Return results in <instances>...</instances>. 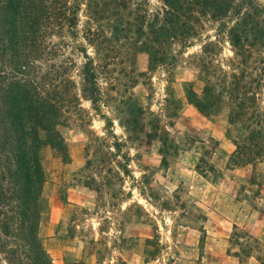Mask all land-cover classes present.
Returning <instances> with one entry per match:
<instances>
[{
	"label": "rangeland",
	"instance_id": "374dc122",
	"mask_svg": "<svg viewBox=\"0 0 264 264\" xmlns=\"http://www.w3.org/2000/svg\"><path fill=\"white\" fill-rule=\"evenodd\" d=\"M82 9L76 35L55 28L47 40L57 52L40 63L59 74L66 69L79 93L82 45L100 90L98 112L80 97L81 108L60 128L66 160L48 147L41 151L45 212L39 233L53 264H264V156L230 166L237 133L227 109L205 116L186 95L203 88L197 59L203 43L217 38V23L193 15L200 25L188 46L163 40L165 62L149 67L133 31L160 23L163 0H128L125 8L90 20L96 46L84 38L89 22ZM218 46L217 61L232 57L225 39ZM259 102L264 106V91ZM129 119L137 121L134 129ZM109 131L119 150L111 148L106 163L98 152L83 168L88 136Z\"/></svg>",
	"mask_w": 264,
	"mask_h": 264
},
{
	"label": "trees",
	"instance_id": "16d2710c",
	"mask_svg": "<svg viewBox=\"0 0 264 264\" xmlns=\"http://www.w3.org/2000/svg\"><path fill=\"white\" fill-rule=\"evenodd\" d=\"M163 1L166 9L160 23L139 24L133 31L140 38L149 67L165 62L168 52L163 40H178L188 46L200 25L194 16L217 23V38L203 43L197 59L203 88L200 93L187 89V99L205 116L227 109L228 123L237 133L228 164H254L264 156V106L259 102L264 91V5L258 0ZM127 2L0 0V264H53L39 233L45 212L41 151L48 147L66 160L60 128L67 125L72 110L81 108L80 97L99 111L93 58L79 46L84 61L78 93L66 69L59 74L53 66L40 65L57 52L47 39L57 27L75 36L78 16L85 7L89 23L84 38L96 46L97 40H91V21H98L109 8H125ZM221 39L233 54L225 62L215 58ZM67 45L62 46L63 51L68 50ZM65 54L62 63L70 61ZM131 115L134 112L128 113ZM128 121L132 128L137 123ZM108 137L116 139L110 131L88 136L85 151L89 158L83 168L97 160L98 152L106 157L104 163L111 160L110 149L119 150L121 143L115 140L110 144ZM91 183L86 181L84 186Z\"/></svg>",
	"mask_w": 264,
	"mask_h": 264
}]
</instances>
